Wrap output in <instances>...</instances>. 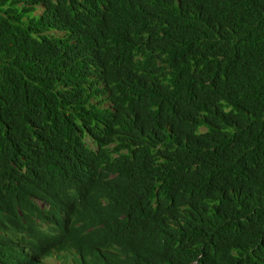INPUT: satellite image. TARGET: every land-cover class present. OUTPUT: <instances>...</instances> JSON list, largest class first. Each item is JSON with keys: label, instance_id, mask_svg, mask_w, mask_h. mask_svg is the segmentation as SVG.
Wrapping results in <instances>:
<instances>
[{"label": "trees", "instance_id": "trees-1", "mask_svg": "<svg viewBox=\"0 0 264 264\" xmlns=\"http://www.w3.org/2000/svg\"><path fill=\"white\" fill-rule=\"evenodd\" d=\"M0 264H264V0H0Z\"/></svg>", "mask_w": 264, "mask_h": 264}]
</instances>
